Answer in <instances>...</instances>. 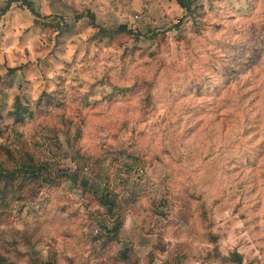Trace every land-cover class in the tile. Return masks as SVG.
Segmentation results:
<instances>
[{"label":"rangeland","instance_id":"rangeland-1","mask_svg":"<svg viewBox=\"0 0 264 264\" xmlns=\"http://www.w3.org/2000/svg\"><path fill=\"white\" fill-rule=\"evenodd\" d=\"M27 1L53 18L36 23L21 3L0 16V162L56 174L91 159L124 227L107 244L116 221L67 180L24 202L13 189L0 254L28 264L29 240L49 264H165L183 249L187 264H229L216 251L264 264V0H191V13L176 0ZM87 12L133 34L100 38L75 22ZM17 98L33 113L20 125Z\"/></svg>","mask_w":264,"mask_h":264},{"label":"trees","instance_id":"trees-1","mask_svg":"<svg viewBox=\"0 0 264 264\" xmlns=\"http://www.w3.org/2000/svg\"><path fill=\"white\" fill-rule=\"evenodd\" d=\"M179 6L187 11L188 13L192 12V7L195 4L191 0H176ZM18 3L22 6H25L32 15L36 18V23H39L40 20L52 19L53 17H44L38 12L34 4L27 0H5L4 5L0 8V16L7 14L12 5ZM82 18H87L89 23L98 28V36L100 38H112L119 34L132 35V31L125 25H121L115 29H105L101 28L96 21V16L92 12H87L84 14L76 15L74 20L79 22ZM58 31H64L69 28V24L62 20V22H56ZM63 23V24H62ZM65 23V24H64ZM63 28H62V27ZM156 35V29L150 28L145 34L147 38ZM261 41L264 44V30L261 34ZM41 102V100H40ZM39 102V103H40ZM38 103V104H39ZM33 113L30 111L28 106H23L20 100L17 98L14 105V110L10 116L14 119L15 125H20L24 123L25 119L29 116H32ZM2 132V130H0ZM124 155L127 153L124 152ZM130 160L140 161V158H135L133 156H127ZM11 164L7 162H0V202H4L8 194L13 190V199L17 202H24L36 198L42 188L54 187L61 183L63 180L71 182L74 186L80 187L84 194L91 195L98 205L105 211L112 221H116V224L111 228H106V237L108 239L107 244L115 243L120 241V232L124 227V215L125 210L121 203V198L116 192L115 188L108 182H105V185L101 192H97L92 186V180L87 174L90 166H88L91 159L85 160L82 159V162L77 164L76 170H58L56 174H53L48 169L47 165L37 162L33 159L32 164L26 165L22 162H19L15 157L10 156ZM128 172H131L128 171ZM210 241L214 244L218 242V238L214 235H210ZM29 250L26 253L18 252L22 257L28 258V264H49L43 263L39 259L37 253L33 249V245L29 240H27ZM17 251V250H16ZM178 254H173L168 262L165 264H187L191 257V253L187 249L179 250ZM218 257L229 264H244V259L241 254L238 252L231 253L228 257H222L218 251H216ZM120 256L124 260H129V251H121ZM0 264H16L13 260L8 259L4 255L0 254Z\"/></svg>","mask_w":264,"mask_h":264}]
</instances>
